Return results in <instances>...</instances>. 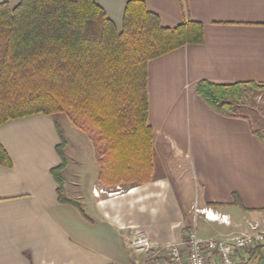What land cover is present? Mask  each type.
I'll return each mask as SVG.
<instances>
[{"label": "crops", "instance_id": "crops-1", "mask_svg": "<svg viewBox=\"0 0 264 264\" xmlns=\"http://www.w3.org/2000/svg\"><path fill=\"white\" fill-rule=\"evenodd\" d=\"M95 1L121 28L130 0ZM140 1L164 27L191 21L204 28L201 44L148 64L152 180L107 187L96 160L87 191L73 190L74 182L66 186L65 198L77 205L62 203L51 175L61 164L51 116L0 126L12 162L0 165V264H169L165 252H135L133 241L142 232L158 247L179 244L196 209L228 220L198 216L204 239L235 238L234 227L244 222L258 221L264 229V137L250 119L217 114L197 92L204 81L264 87V0ZM242 256L241 264L258 257L263 264L264 242Z\"/></svg>", "mask_w": 264, "mask_h": 264}, {"label": "trees", "instance_id": "trees-1", "mask_svg": "<svg viewBox=\"0 0 264 264\" xmlns=\"http://www.w3.org/2000/svg\"><path fill=\"white\" fill-rule=\"evenodd\" d=\"M203 29L191 21L164 27L140 0L127 3L121 28L95 0L0 4V126L39 114H64L92 142L103 185L148 183L154 173L148 64L201 44ZM259 91L264 87L254 83L197 85L200 98L230 118L250 119L240 111ZM56 127L61 164L51 175L60 201L77 205L64 196L65 143ZM0 165L12 166L1 143Z\"/></svg>", "mask_w": 264, "mask_h": 264}, {"label": "built area", "instance_id": "built-area-1", "mask_svg": "<svg viewBox=\"0 0 264 264\" xmlns=\"http://www.w3.org/2000/svg\"><path fill=\"white\" fill-rule=\"evenodd\" d=\"M192 227L186 238L179 244L158 247L147 235L140 232L133 241V249L137 253L151 251L165 252L169 257V264H241L242 255L250 250H256L264 242V232L243 234L232 239L202 238L198 233L197 218L203 216L208 221L228 224L226 216L214 213L211 209L195 210ZM242 256V257H241Z\"/></svg>", "mask_w": 264, "mask_h": 264}, {"label": "rangeland", "instance_id": "rangeland-1", "mask_svg": "<svg viewBox=\"0 0 264 264\" xmlns=\"http://www.w3.org/2000/svg\"><path fill=\"white\" fill-rule=\"evenodd\" d=\"M252 98L251 106L247 110H241L240 112L250 118L255 128L264 137V92H255ZM51 119L57 123L65 143L63 153L67 166L62 173L64 179L63 192L65 193L66 186L70 188V184L73 182L75 185L72 187L73 190L87 191L91 184V179L95 176L98 168L92 142L84 132L72 124L66 115L51 116ZM253 226L257 227L256 232L264 231L258 221H251L235 226L231 235L239 237L243 234L252 233ZM259 261L260 257L250 260L247 264H259Z\"/></svg>", "mask_w": 264, "mask_h": 264}]
</instances>
